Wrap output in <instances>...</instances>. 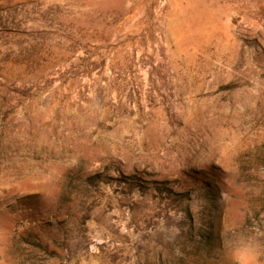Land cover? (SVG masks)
I'll list each match as a JSON object with an SVG mask.
<instances>
[{"label":"rangeland","instance_id":"374dc122","mask_svg":"<svg viewBox=\"0 0 264 264\" xmlns=\"http://www.w3.org/2000/svg\"><path fill=\"white\" fill-rule=\"evenodd\" d=\"M0 264H264V0H0Z\"/></svg>","mask_w":264,"mask_h":264}]
</instances>
